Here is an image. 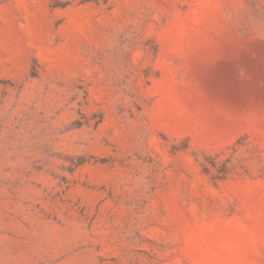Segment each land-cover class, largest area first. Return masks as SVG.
I'll list each match as a JSON object with an SVG mask.
<instances>
[{"label": "rangeland", "instance_id": "rangeland-1", "mask_svg": "<svg viewBox=\"0 0 264 264\" xmlns=\"http://www.w3.org/2000/svg\"><path fill=\"white\" fill-rule=\"evenodd\" d=\"M0 264H264V0H0Z\"/></svg>", "mask_w": 264, "mask_h": 264}]
</instances>
